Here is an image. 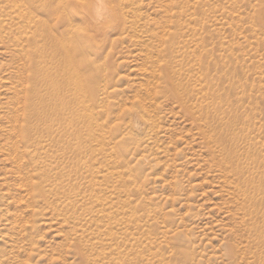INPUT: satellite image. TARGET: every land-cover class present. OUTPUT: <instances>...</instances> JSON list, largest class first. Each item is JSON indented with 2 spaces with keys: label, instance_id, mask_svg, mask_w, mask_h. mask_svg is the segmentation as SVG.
<instances>
[{
  "label": "rangeland",
  "instance_id": "374dc122",
  "mask_svg": "<svg viewBox=\"0 0 264 264\" xmlns=\"http://www.w3.org/2000/svg\"><path fill=\"white\" fill-rule=\"evenodd\" d=\"M33 1L28 22H44L68 48L41 87L55 108L44 134L56 140L45 148L61 203L58 217L42 209L33 255L16 259L0 233V262L264 264V0H119L106 20L119 25L105 39L64 31L81 22L74 0L55 10ZM17 14L7 7L0 20ZM17 42L0 34L3 107L17 102ZM87 58L99 70L93 81ZM80 78L90 82L92 112ZM244 179L252 187L242 192ZM105 214L118 257L98 243L108 235L94 222Z\"/></svg>",
  "mask_w": 264,
  "mask_h": 264
},
{
  "label": "bare ground",
  "instance_id": "6f19581e",
  "mask_svg": "<svg viewBox=\"0 0 264 264\" xmlns=\"http://www.w3.org/2000/svg\"><path fill=\"white\" fill-rule=\"evenodd\" d=\"M74 1L82 17L81 22H66L63 25L64 31L68 34L93 30L105 39L110 30L119 25V22H106L107 19H111L109 4L112 5L119 0ZM33 2L37 3L41 10L52 7L55 10L58 7L66 9L69 1L34 0ZM0 4H2L0 12L7 7H15L18 13L17 22L0 20V34L13 33L18 36L15 47H18L16 57L19 62L18 69L14 73L15 81L10 87L17 102L11 105L8 101L4 107L0 103V118H5L3 120L6 121L4 126L0 124V233H4V240L6 239L5 242L9 245L10 253L14 254L16 259H20V255L26 251L28 255L36 252L34 235L37 231V221L43 217L42 209H50L56 217L59 214L57 177L49 175L53 169L52 159L55 154L45 148L47 142L49 147H54L56 140L53 133L44 134L45 129H50L51 115L55 108L46 104L49 101L43 99L41 87L46 81V71L55 70L57 67L58 50L63 49L68 52V48L58 40L55 31H49L44 22H28L27 0H0ZM90 40L92 41V38ZM94 62V59L87 58L88 78L92 81L99 76L98 68H91ZM78 82L77 93L84 98L86 108L92 112L90 95L87 91V83L90 84V82L80 78L74 83ZM57 89L54 85L53 91L56 92ZM86 128L89 131L88 123ZM235 177L238 176L235 175ZM245 186L252 187L247 179L238 183L237 189L244 192ZM66 197L71 203L70 194ZM95 198L100 201L98 194ZM81 215L83 214H77L74 217L71 215L72 217L69 218L75 232V222L79 220V216L81 218ZM87 215L88 223L93 222V214ZM105 218V220L100 218L97 223L94 222L96 231L106 232L108 235V238L105 237L106 241L100 239L98 243L102 250H110L113 247L118 257L121 253L120 243L117 242V235L115 240V234L110 231L112 227L108 214H105ZM81 232L82 236L83 231ZM81 236L79 243L83 240ZM25 242L28 243L27 247L21 245ZM82 250L84 251L85 247ZM22 262L20 263L23 264ZM0 264H3V261Z\"/></svg>",
  "mask_w": 264,
  "mask_h": 264
}]
</instances>
